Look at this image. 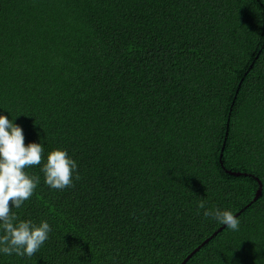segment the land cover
Instances as JSON below:
<instances>
[{"label": "trees", "instance_id": "1", "mask_svg": "<svg viewBox=\"0 0 264 264\" xmlns=\"http://www.w3.org/2000/svg\"><path fill=\"white\" fill-rule=\"evenodd\" d=\"M0 116L43 146L10 210L52 228L0 264H181L209 237L185 264H264V0H0Z\"/></svg>", "mask_w": 264, "mask_h": 264}, {"label": "clouds", "instance_id": "2", "mask_svg": "<svg viewBox=\"0 0 264 264\" xmlns=\"http://www.w3.org/2000/svg\"><path fill=\"white\" fill-rule=\"evenodd\" d=\"M23 129L5 116H0V254L31 259L49 239L50 224L41 220H21L12 209L21 208L41 183L40 176L30 175L29 166L41 165L43 146L30 143L25 146ZM41 172L44 184L54 191L73 188L80 179L77 162L68 156L66 150L56 149L48 154ZM198 214L211 218L227 229L238 231L240 220L230 210L207 208L201 199Z\"/></svg>", "mask_w": 264, "mask_h": 264}, {"label": "water", "instance_id": "3", "mask_svg": "<svg viewBox=\"0 0 264 264\" xmlns=\"http://www.w3.org/2000/svg\"><path fill=\"white\" fill-rule=\"evenodd\" d=\"M207 242V240H205L203 243ZM202 246V244L200 246H198L197 248H195V250H193L184 260L181 264H185L186 261L195 253L199 250V248Z\"/></svg>", "mask_w": 264, "mask_h": 264}, {"label": "rangeland", "instance_id": "4", "mask_svg": "<svg viewBox=\"0 0 264 264\" xmlns=\"http://www.w3.org/2000/svg\"><path fill=\"white\" fill-rule=\"evenodd\" d=\"M214 234H215V233H214ZM210 238H211V237H209L208 239H205V240H207V242H208ZM205 240H204V241H205ZM204 241H203V242H204ZM203 242L201 243L202 245L204 244ZM207 242H205V243H207ZM201 244H200V245H201ZM200 245H199V246H200ZM196 248H197V247H196ZM194 250H195V249H194ZM189 259H190V258H189Z\"/></svg>", "mask_w": 264, "mask_h": 264}]
</instances>
